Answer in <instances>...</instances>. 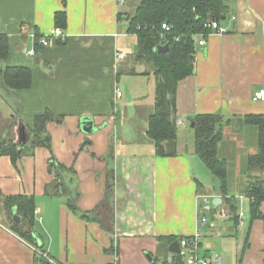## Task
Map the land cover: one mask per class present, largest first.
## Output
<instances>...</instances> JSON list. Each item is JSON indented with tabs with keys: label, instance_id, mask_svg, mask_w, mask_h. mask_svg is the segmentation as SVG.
Listing matches in <instances>:
<instances>
[{
	"label": "crops",
	"instance_id": "1",
	"mask_svg": "<svg viewBox=\"0 0 264 264\" xmlns=\"http://www.w3.org/2000/svg\"><path fill=\"white\" fill-rule=\"evenodd\" d=\"M128 1L117 7L116 0H0V35L9 47L7 59L0 60V115L20 120L26 146V129L36 116L47 111L61 119L46 128L51 153L37 147L15 163L0 156V264L48 263L13 232V216H20L16 208L7 211L4 197L33 200V247L54 263L163 264L171 255L164 248L167 238L178 242L198 229L204 195L219 202L206 212L199 256L211 264H264V199L261 218L250 220L245 195L247 185L264 182V169L247 166L257 153V129L244 122L246 116H264V102L252 101L264 89V0H227L220 22L227 32L208 36L202 48L195 45L192 94L186 103L179 85L175 122L182 124H175L177 154L168 158L155 155L146 134L154 76L133 61L137 37L127 31ZM58 12L65 14L63 27L54 24ZM53 30L64 42L50 37L48 46H35L33 36L47 37ZM9 67L30 71L29 88L5 85ZM134 89L147 95L143 117L131 99ZM204 114L223 119L217 154L228 168L224 196L193 151L190 120ZM123 137L135 140L119 144ZM137 137H144L142 143ZM51 156L62 167L61 182L78 214L86 218L68 208L66 197L46 194L59 176L49 169ZM228 198L237 206L234 215L224 202Z\"/></svg>",
	"mask_w": 264,
	"mask_h": 264
},
{
	"label": "trees",
	"instance_id": "2",
	"mask_svg": "<svg viewBox=\"0 0 264 264\" xmlns=\"http://www.w3.org/2000/svg\"><path fill=\"white\" fill-rule=\"evenodd\" d=\"M227 0H138L134 13L128 18L127 31L137 37V48L133 61L145 63L152 67L154 74V106L152 114L147 119V137L151 140L157 157H174L177 154V128L175 126L177 91L182 81L194 74L195 35L208 32L206 24L212 20L222 22L227 16ZM63 23V25H62ZM65 14L54 15L56 27H63ZM165 24L170 32H164L161 25ZM164 33V45L168 46L166 53H158L160 38ZM37 43L38 34L35 35ZM175 38H179L175 41ZM42 47V46H40ZM9 52L8 39L0 35V60H6ZM147 74V73H144ZM5 85L12 90L27 89L31 83V73L25 68H6L3 72ZM61 119L50 112L36 116L32 127L27 133L30 145L22 142L19 119H5L0 115V156H7L15 163L26 154L32 153L37 147H42L51 153L50 136L47 125L51 122L60 123ZM228 122V121H227ZM245 124L257 129V153L248 157L247 166L251 169H264V116H246ZM193 124V151L201 160L211 175L217 180L220 193L227 194L228 177L227 163L218 157V145L222 141L223 119L216 114L196 115L191 120ZM49 169L54 168L60 173L59 166L51 156ZM46 194L53 197H66L68 208L78 214L75 203L70 199L67 190L61 182V175L54 183L46 187ZM246 197L250 200V220L261 218L258 206L264 199V182L255 181L247 185ZM234 215L237 206L234 199H224ZM2 203L11 211L16 208L21 218L20 224H13L12 230L19 237L36 246L33 227L34 202L27 197H4ZM86 218V214H78ZM236 219V216H234ZM174 238H167L165 251L173 243ZM178 260L179 256H174ZM42 264H48L43 262Z\"/></svg>",
	"mask_w": 264,
	"mask_h": 264
},
{
	"label": "built area",
	"instance_id": "3",
	"mask_svg": "<svg viewBox=\"0 0 264 264\" xmlns=\"http://www.w3.org/2000/svg\"><path fill=\"white\" fill-rule=\"evenodd\" d=\"M116 4H117V7H121L125 4V0H116ZM205 27L208 30L207 33L195 35L196 48L204 47V45L206 44V38L208 36L210 35L223 36L227 32V30L224 27H222L220 23L212 21V20L208 21ZM161 29L164 32H170V28L167 27L165 24L161 25ZM163 35L164 33L162 34L160 38L159 47L164 46L165 40H164ZM35 37L36 36H33V39H35ZM47 37L41 34L38 35L37 43L42 47H46L48 46V43H49L48 39L50 37L57 38L59 41L64 42V37L60 34V31L58 30L51 31L50 34L47 35ZM178 40L179 38H175V41H178ZM34 53H35L34 50L28 51L29 55H33ZM118 58L122 59L123 54H119ZM116 96L120 97L121 93L117 91ZM252 101L253 102H264V89L258 92L252 98ZM175 124L176 126H179L182 124V122L178 120L175 122ZM201 201L202 203L198 206V209H197V215H198V220H197L198 227L197 228L198 229L193 234V236L181 238L178 241L179 247L181 250L180 254L178 255L171 254L165 260L163 264H211L212 262L211 259H207V258L199 256L198 249H199V238L201 236L199 231L206 225L207 220H208L206 216V212L211 211L213 204L210 198L205 195L201 197ZM240 217L241 218L243 217L242 213L240 214ZM31 249L39 258L46 259L49 264H57V263H54L53 261L48 260L46 255L40 252L36 247L31 246ZM174 256H179L180 258L176 260ZM111 264H118V263L115 260Z\"/></svg>",
	"mask_w": 264,
	"mask_h": 264
},
{
	"label": "rangeland",
	"instance_id": "4",
	"mask_svg": "<svg viewBox=\"0 0 264 264\" xmlns=\"http://www.w3.org/2000/svg\"><path fill=\"white\" fill-rule=\"evenodd\" d=\"M138 4V0H130V2L128 1V3L126 4V6H125V11L127 12V14L128 15H132L133 14V12H134V10H135V8H136V5ZM135 63H137V62H135ZM138 64V63H137ZM140 66H137L136 68L139 70V71H141V72H144V73H150V74H152L153 76H154V74H153V72H152V67L150 66V65H146L145 63H140L139 64ZM192 79V78H191ZM190 78H188V79H186V80H184V81H182V83H180L179 85H180V93H182L181 95L183 96V97H185V99L187 100V102L186 103H189L188 102V99L190 98V96H191V92H192V83L190 82V80H191ZM140 93L138 92V89H134L132 92H131V99H133V100H135V107H140V108H142L140 111H139V115L140 116H144L145 114H146V112H147V102H148V99H147V95H144L143 97H145L144 99H143V97H141V95H139ZM139 98L141 99V100H139ZM151 95L149 96V99H150V101H151ZM184 99V100H185ZM191 101H192V98H191ZM151 113H152V109H151V111H150ZM150 113V114H151ZM187 121L185 122V124H186V130H189V127L187 126ZM237 129V128H236ZM124 138V140H125V143H124V141H123V139L122 138H120L119 140H118V143L119 144H124V145H126V143L127 144H129V143H132L135 139H131L130 141H127V138L126 137H123ZM142 139H144V137H137L136 138V141H137V143H142ZM189 141L191 142L192 141V138H191V134L189 135ZM127 146V145H126Z\"/></svg>",
	"mask_w": 264,
	"mask_h": 264
},
{
	"label": "water",
	"instance_id": "5",
	"mask_svg": "<svg viewBox=\"0 0 264 264\" xmlns=\"http://www.w3.org/2000/svg\"><path fill=\"white\" fill-rule=\"evenodd\" d=\"M167 50H168V46H166V45H164V46H160V47L157 48V52H158L159 54H160V53H166ZM192 59H193V57H192ZM191 127H193V124H191ZM217 202H219V199L213 201V205L215 206ZM14 212H15V210H14ZM14 212H13V213H14ZM13 221H14V223H16V224H20L21 219H20V217H18L17 215H14V216H13ZM168 251H169L171 254H174V255H178V254H180L181 250H180V247H179V243H178V242H173V243H171V244L169 245V247H168Z\"/></svg>",
	"mask_w": 264,
	"mask_h": 264
}]
</instances>
